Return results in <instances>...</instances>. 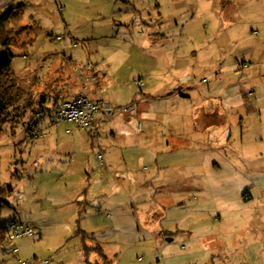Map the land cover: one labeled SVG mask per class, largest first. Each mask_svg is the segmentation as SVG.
Segmentation results:
<instances>
[{"label":"rangeland","instance_id":"1","mask_svg":"<svg viewBox=\"0 0 264 264\" xmlns=\"http://www.w3.org/2000/svg\"><path fill=\"white\" fill-rule=\"evenodd\" d=\"M0 5L42 29L28 50L25 37L11 49L24 96L0 131V225L7 236L13 222L32 234L0 245V264H208L212 254L214 264H264V0ZM87 64L105 74L100 98H134L150 114L130 117L118 140L111 118L97 140L49 116L29 131L36 103L66 100L86 83L76 65ZM74 137L88 145L71 163L64 144ZM102 142L115 154V169L104 158V174L90 153ZM74 200L85 206L81 216ZM150 213L163 238L142 222ZM84 244L104 257L85 256Z\"/></svg>","mask_w":264,"mask_h":264},{"label":"trees","instance_id":"2","mask_svg":"<svg viewBox=\"0 0 264 264\" xmlns=\"http://www.w3.org/2000/svg\"><path fill=\"white\" fill-rule=\"evenodd\" d=\"M20 9L12 8L8 6L0 5V131L3 129L4 125L8 122L7 116L11 109L17 107L20 102L23 100V94L19 91L15 84V78L12 73V60L15 58L14 54L11 53V49L14 48L15 41L20 37L28 38L29 43L25 44L24 47L28 50L33 42L35 36L42 32V29L35 22L29 25L22 24V13ZM26 50L22 55H27L28 51ZM65 100H62L58 97L52 99L50 107L43 100L36 103L34 109L29 114L28 120V130H33V120L35 114L42 109H50L55 111L58 109L59 105ZM29 137H32L30 134ZM2 202L0 203L1 208ZM78 214H81L85 211V206L82 202L77 203ZM16 223V222H13ZM81 234V239L84 242L88 239H93L90 235L85 232L78 231ZM12 241L6 235L4 228L0 225V245L10 244ZM90 251H95L99 256H103L102 248L97 245L94 247H87L83 245V252L85 256H88ZM88 261V260H86ZM89 264H92L88 262Z\"/></svg>","mask_w":264,"mask_h":264},{"label":"crops","instance_id":"3","mask_svg":"<svg viewBox=\"0 0 264 264\" xmlns=\"http://www.w3.org/2000/svg\"><path fill=\"white\" fill-rule=\"evenodd\" d=\"M148 38L149 39H152V37H148ZM92 74H95V78H96L95 80L97 81V84L96 83H87V84H83L84 85L83 88H82L81 85H79V87H75L74 90H72V89L66 90L65 91V96H66L65 98H67L66 100L72 99L77 94H79L80 92L83 91V92H85L88 95L89 99H91V100H102L104 103H106V104H108L110 106L115 107L114 109H118V108L123 107L125 105H129L127 103L126 104H116V100L114 102L113 101L111 102L110 100L109 101L108 100L104 101L103 100L104 98H100V96L97 95V90L100 89L101 78H104L105 74H102V75L99 74L96 69H93ZM187 85H189V84H187ZM57 90L60 92V89H57ZM201 91H203V90H201ZM178 95L181 96V93L178 92ZM132 103H136L137 119H138V117L141 114H146V115H149L150 114L149 107H146V108H143L142 107L141 108L139 106V102L138 101H134V98H133ZM214 109L215 108H211V113H213V114H214ZM130 117H133V116L128 115V116H125V117H117L116 115H114L113 117H111L112 121H114V123H115L114 124L115 127L110 130L111 132H109V135H111L114 138V140H116V139L118 140L120 138V137H118L116 135V133L118 131H120L122 128H127V127H131L132 126L133 119H129ZM133 118L136 119L135 117H133ZM208 119H210V118L207 117L206 120L208 121ZM96 120H97L96 121L97 122L96 123L97 124V132H96V135H91V134H89V135L91 137H93V136L96 137V140H97V137H99V135H100V128L102 127V125L105 122H108V120H110V118L106 117L102 112H99V113L96 114ZM220 122H221V120L219 121V123ZM149 124H154V121H153L152 118L149 119ZM27 127H28V123H27ZM133 127H134V131H135V134L136 135H138V136H142L143 135V127L142 126H140L137 123L136 125H133ZM76 131H82V130L76 129ZM230 132H231V129H230ZM67 133H68V135L72 136L74 134V131L73 130H70V132H67ZM229 140H231V134H230ZM228 144H230L229 141H228ZM82 145L84 147L86 145H88L87 140L85 138H83V139H80V138L79 139H76V137H74L68 143L64 144V147H66V149H68V151H69V159H70L69 161L71 163H76L77 162V160H76L77 159V151H79V149L77 150V147L78 146L81 147ZM108 145L113 146V144H107L106 147H104L105 145L103 144V142H102V144L101 143H98V145H96L97 149H95L93 151V148H92V151H90V153H93V154H96L97 153L96 155H98L99 153H101L103 155V157L105 158V161L109 164L110 168L111 169H115V163H114V161H115V156L114 155L115 154H114V151H112V147H107ZM87 154H88V151H87ZM90 156H88V157H90ZM80 166L81 167H84V169H88V171H91L92 172V168L90 166H88V161H86L84 165L83 164H80ZM101 170H103V169H101ZM106 171H108V169L103 170V174L106 173ZM106 187H109V184L108 185L106 184ZM261 189H262V187H261ZM263 192H264V190H263ZM78 202H81V201H78V200H74L73 201V203L75 204V206L77 205ZM76 208H77V206H76ZM152 211H154V210H152ZM142 222L144 223L146 229H148L149 231H151L153 233L155 231L158 232V235L163 238V229L160 227V225L158 223V219H157V217H155V215H152L151 213L149 215H147V216L144 215V219H142ZM231 255H232V253H231ZM215 257H217V255H213L212 254V256L210 258V262L208 264H214L213 259Z\"/></svg>","mask_w":264,"mask_h":264},{"label":"built area","instance_id":"4","mask_svg":"<svg viewBox=\"0 0 264 264\" xmlns=\"http://www.w3.org/2000/svg\"><path fill=\"white\" fill-rule=\"evenodd\" d=\"M92 65H76L75 73H77L84 81L91 83L88 74L92 72ZM138 85H141L138 82ZM84 85H82L83 88ZM102 112L106 117L111 118L114 115L117 117L133 116L137 118L136 103H132L118 109H113L110 105L102 100H91L85 92H80L76 97L63 101L58 109L51 111L50 109H42L35 114L33 127L37 129L41 121L46 117H52L55 120H64L73 124L75 129L86 131L91 135H96L97 120L96 114ZM139 124V123H138ZM140 125V124H139ZM99 166L105 167L104 157L101 153L97 155ZM9 239L13 242L17 237L31 235V230L25 228L22 224L11 223Z\"/></svg>","mask_w":264,"mask_h":264}]
</instances>
